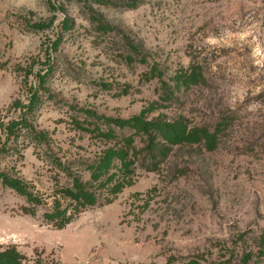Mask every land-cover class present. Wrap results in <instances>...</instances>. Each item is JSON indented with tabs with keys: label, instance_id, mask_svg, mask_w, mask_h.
<instances>
[{
	"label": "rangeland",
	"instance_id": "rangeland-1",
	"mask_svg": "<svg viewBox=\"0 0 264 264\" xmlns=\"http://www.w3.org/2000/svg\"><path fill=\"white\" fill-rule=\"evenodd\" d=\"M87 111L183 119L218 144L184 141L152 160L147 135L116 128L140 151L134 172L61 228L0 180V250L16 247L21 264L263 259L264 0H0V170L50 205L64 180L52 160L86 166L108 147L77 123L89 126ZM23 116L40 139L6 128Z\"/></svg>",
	"mask_w": 264,
	"mask_h": 264
},
{
	"label": "trees",
	"instance_id": "trees-1",
	"mask_svg": "<svg viewBox=\"0 0 264 264\" xmlns=\"http://www.w3.org/2000/svg\"><path fill=\"white\" fill-rule=\"evenodd\" d=\"M40 27V24H35V28ZM190 75H192V72ZM45 78V74L40 75L39 87L47 90ZM190 79H192L191 81L197 80L195 77ZM38 93V88H35L31 103L26 106L27 108L24 106L26 114L30 113V109L38 102L40 98ZM85 113L91 120L90 123L88 122L89 126L85 123L81 124L78 119H76L77 123L83 129L91 130L101 140H105L108 147L99 160L90 161L86 166H83L81 162L52 160V165L64 173V180L57 181V188L52 193L50 205L46 206L48 203L44 194L34 190L31 184L23 178L0 170L1 184L14 190L28 203L23 207V210L26 213L36 214L40 208L43 209L44 218L55 227H65L84 210L102 204V195H100L99 189L111 187L112 184V187L115 186L113 188L115 190L123 182L130 179L131 174L134 172L132 166L140 151L134 145L135 139L132 135L121 136L117 133L116 128L131 129L135 133L147 135L148 139L145 147L148 152L147 156L152 160L167 155L172 144L184 141H204L208 147H215L218 144L215 133L205 127L189 129L183 119L171 121L147 120L145 117L146 111L131 118L99 115L93 111ZM25 127H29L39 139L43 135L37 132L33 124L29 123L24 116L18 120H13L6 128H9L12 134L16 131H22ZM159 136L168 144L159 143ZM131 151H133V154ZM83 169H88L90 172V182L83 178L81 174ZM105 199L108 198L105 197ZM262 240L264 241V236ZM21 259V253L16 247L0 250V264H21ZM185 264L199 263L197 259H192ZM241 264H264V256L260 262L252 263L251 254L249 252L245 253Z\"/></svg>",
	"mask_w": 264,
	"mask_h": 264
}]
</instances>
